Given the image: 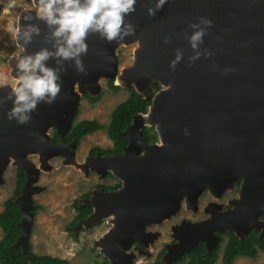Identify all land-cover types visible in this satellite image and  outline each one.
Here are the masks:
<instances>
[{"label": "water", "instance_id": "1", "mask_svg": "<svg viewBox=\"0 0 264 264\" xmlns=\"http://www.w3.org/2000/svg\"><path fill=\"white\" fill-rule=\"evenodd\" d=\"M155 3L156 0H137L136 11L126 17L135 27V35L123 41L109 43L90 35L88 53L82 57L86 72L78 73L66 62L57 101L39 104L28 124L7 119L11 100L0 105V182L10 160L16 161L26 176L15 199L22 213L18 224L21 234L15 246H21L23 255L34 217L32 196L40 190L34 185L40 170L27 156L38 152L40 167L47 168L49 159L64 150L60 156L70 162L75 144L61 141L56 145L47 131L53 128L62 138L70 129L80 95L98 96L97 79L107 77L115 82L118 72L124 85H115L133 88L143 98L156 84L160 89L152 96L147 111L133 116L123 131L128 142L120 154L87 156L112 167L113 170L94 172L101 176L111 173L121 186L112 191L94 189L83 200L92 212L70 229L77 235L81 228L107 221L111 226L94 240L93 247L106 259L104 264H133L136 254L130 251L132 244H136L138 254L148 256L149 244L159 235L147 231V227L175 215L182 202L196 210L204 190L220 197L240 181L238 197L230 202L231 208L222 210L220 204L209 202L204 209L208 217L196 222L182 220L171 228L175 242L164 247L161 261L170 264L199 241L211 251L219 241L217 233L224 230L242 238L256 229L260 231L259 238L264 239V0H167L161 10L149 16L147 9ZM23 11L17 26L23 23ZM197 17L212 20L200 45L201 50L208 49L212 54H202L189 62L192 49L185 31H193L188 24L198 22ZM34 22L40 24L42 33L26 46L29 53L44 44L47 31L41 22ZM166 36L170 38L167 44L163 42ZM134 39L140 41V47L133 53V63L118 70L116 48ZM16 43L22 47L18 58L25 53V47L17 40ZM177 48L183 51V59L173 70L169 62ZM16 58L10 59L9 65ZM48 64L54 66V61ZM10 75L16 78L15 66ZM76 82L82 89L80 94ZM169 85L170 90L165 91ZM11 87H0V97H6ZM147 114L152 123H142L136 134L138 147H131L128 131L135 118ZM144 127H154L156 142L147 144L142 140ZM170 247L177 250L171 254Z\"/></svg>", "mask_w": 264, "mask_h": 264}, {"label": "rangeland", "instance_id": "2", "mask_svg": "<svg viewBox=\"0 0 264 264\" xmlns=\"http://www.w3.org/2000/svg\"><path fill=\"white\" fill-rule=\"evenodd\" d=\"M31 6V0H0V84L14 85L15 79L10 75L11 66L9 60L16 58L22 47L14 39V31L17 27L18 17L21 11ZM136 45L133 43L120 45L116 48L118 70L126 68L133 63V53ZM110 79L99 80L100 99L88 103L84 94L80 99L75 112V122L83 119H94L100 123L108 124L111 110L129 96L128 88L113 91L108 88ZM115 84V82H114ZM54 129L47 131L51 140ZM158 140V139H157ZM93 146L111 148L112 141L106 130H98L84 136L77 149L74 150V158L69 162L64 156H55L49 159V167L41 168L39 154L29 155L28 158L39 168L40 173L34 185L40 187L33 196L34 204L41 205L34 214L29 233V242L36 254H48L69 260L70 264H104L103 255L99 249L93 247L94 240L101 236L111 226L103 220L88 228H81L77 235L70 229L76 212L73 209L74 201L83 202L85 194L92 193L98 185H114L119 182L115 176H101L100 174L83 168L85 159L89 156V149ZM65 154V153H62ZM90 167V165H89ZM17 167L10 161L2 174L0 182V212L3 210L5 200L11 196L15 187ZM238 181L230 190L223 195L213 198L206 190L198 198L196 210L187 208L182 202L178 212L160 224L151 225L147 231L158 232L159 235L148 246V253L138 254L133 243L130 251L136 254L133 264L150 263L161 248L173 243L171 228L180 224L182 220L196 222L208 217L204 211L209 202L221 205L222 210L231 208L230 202L238 197ZM81 230V231H80ZM3 233L0 228V238ZM175 241V240H174ZM224 243L222 244V246ZM221 252L216 264L221 263ZM233 264H264V252L259 250L255 259L246 256H237Z\"/></svg>", "mask_w": 264, "mask_h": 264}, {"label": "clouds", "instance_id": "3", "mask_svg": "<svg viewBox=\"0 0 264 264\" xmlns=\"http://www.w3.org/2000/svg\"><path fill=\"white\" fill-rule=\"evenodd\" d=\"M166 2L156 0L155 6L147 9L148 15L154 16ZM136 3L137 0H31V6L21 14L23 23L14 31V39L25 47V53L16 58L14 85L6 97H0V105L8 100L12 103L6 113L7 119L28 124L39 104H54L61 94L66 62H70L78 73L86 72L82 57L88 53L90 35L95 34L109 43L135 35V27L126 17L136 11ZM34 21L41 22L47 31L43 36L44 44L29 53L26 46L42 33L40 24ZM197 21L189 22L188 27L193 29L190 34L185 31L192 49L189 62L199 59L202 54L206 57L212 54L210 50L200 48L212 20L197 17ZM169 39L166 36L163 42L167 44ZM174 51V58L169 62L173 70L183 59L181 49ZM49 60L54 61V66L48 64ZM170 87L166 86L164 90L168 91Z\"/></svg>", "mask_w": 264, "mask_h": 264}, {"label": "trees", "instance_id": "4", "mask_svg": "<svg viewBox=\"0 0 264 264\" xmlns=\"http://www.w3.org/2000/svg\"><path fill=\"white\" fill-rule=\"evenodd\" d=\"M109 89L118 91L120 86L114 84V80L110 79L107 82ZM160 89V85L156 84L151 88L150 95L143 98L133 88L129 90V96L124 101L118 103L110 112V120L108 124H103L94 119H83L75 122L76 116L73 117L70 129L62 140L67 143L73 142L75 149L79 146L81 139L98 130H106L109 139L112 141L111 148H101L98 146L92 147L89 150V155H95L99 152L101 155L120 154L123 148L127 145L128 138L124 136L123 131L131 124L133 116L138 113H145L151 103L152 96ZM85 96L91 103L100 99V96L92 97L88 93ZM142 140L151 144L157 141V133L154 127H144L142 129ZM61 138L56 132H53L52 142L58 144ZM106 175L112 176L107 172ZM25 172L17 169L14 190L5 202L3 210L0 212V228L3 233L0 238V264H70L69 260L53 257L48 254H36L33 251L32 245L29 242L27 251L22 254L21 246H15L20 234L21 228L18 225L22 220V213L20 205L15 201L16 197L20 195L23 185L25 183ZM121 186L120 181L114 185H98L97 188L104 191L116 190ZM90 193L85 194L89 197ZM41 208V205L34 204L32 212ZM73 209L76 214L71 225H75L79 219L85 218L92 212L90 206H82L77 200L74 201ZM259 230L251 229L242 238H238L233 232L226 230L218 232L219 241L214 245L211 251H208L204 242L199 241L193 249L184 253L180 258L175 259L170 264H216V261L221 252L222 264H233L237 256H246L255 259L259 250L264 252V239L259 238ZM73 233V232H72ZM224 245L222 246V244ZM165 249H162L156 255L151 263L140 264H164L161 261ZM103 263L106 259L103 257Z\"/></svg>", "mask_w": 264, "mask_h": 264}, {"label": "bare ground", "instance_id": "5", "mask_svg": "<svg viewBox=\"0 0 264 264\" xmlns=\"http://www.w3.org/2000/svg\"><path fill=\"white\" fill-rule=\"evenodd\" d=\"M22 12V11H21ZM20 15V14H19ZM135 44L136 45V48L134 49V52H138V49H139V47H140V41H138V40H133L132 42H130V43H128V44ZM120 45H127V43H122V44H120ZM15 61H11V68L13 67L14 68V66H15V63H14ZM102 78H105V79H108L107 77H99L98 79H97V82H99V80L100 79H102ZM123 78H122V75H121V73L120 72H118L117 74H116V77H115V83H117V84H122V85H124L123 83V80H122ZM75 87H76V89H78V83L76 82V84H75ZM86 89H88V88H86ZM81 91H82V89H78L77 90V93H81ZM144 122V124H146V125H151V118H150V116H149V114H147V115H145V116H143V117H137V118H135V121H134V124H133V126L130 128V130L128 131V135L130 136V139H131V147H138V142H137V139H136V134H137V130L140 128V127H142V123ZM60 152H61V154L62 153H64L65 151L64 150H60ZM36 153H38V152H35V153H28L29 155H32V154H36ZM39 154V153H38ZM61 154H59V155H61ZM28 155V156H29ZM27 156V157H28ZM39 156H40V154H39ZM63 156V155H62ZM29 159V158H28ZM10 161H12L13 162V164H15L16 165V167H18L17 166V164H16V161H14V160H10ZM85 163H84V166L85 167H87L88 169H91L92 171H94V170H97V171H100V170H102L103 168H106V169H111V170H113V168L112 167H107L106 165H104L103 164V162H102V160L101 159H88V158H86L85 159ZM35 165V164H34ZM89 165H90V167H89ZM28 168V167H27ZM28 170H29V168H28ZM97 173V172H96ZM237 182L235 181L233 184H232V186L230 187V188H228V189H226V190H230L235 184H236ZM204 191H206V190H204ZM210 194H211V196L213 195V196H215V197H213V198H217L218 196H216L215 195V193L214 192H212V191H209V190H207ZM225 193V192H224ZM223 193V194H224ZM222 194V195H223ZM112 217V216H111ZM111 219V218H110ZM184 236H181V238H183ZM183 240L184 239H182L181 241L183 242ZM142 242H141V245H140V247L138 248V249H141V246H142ZM177 249L176 248H171L170 247V251H171V254L173 253V252H175Z\"/></svg>", "mask_w": 264, "mask_h": 264}, {"label": "flooded vegetation", "instance_id": "6", "mask_svg": "<svg viewBox=\"0 0 264 264\" xmlns=\"http://www.w3.org/2000/svg\"><path fill=\"white\" fill-rule=\"evenodd\" d=\"M83 98H85V99L87 100L88 103L90 102L89 99L85 96V94L83 95ZM90 103H91V102H90ZM76 122H77V121H76ZM54 132H55V130H54ZM60 138H61V137H60ZM61 141H63L62 138H61ZM61 141H60V142H61ZM60 142H59V143H60ZM63 142H64V141H63ZM59 143H58V144H59ZM64 143H66V144H71V143H73V142H71V143L64 142ZM56 145H57V144H56ZM93 147H95V146H93ZM98 147H100V146H98ZM77 148H78V147H77ZM77 148H76V149H77ZM91 148H92V147H91ZM91 148H90V149H91ZM101 148H102V147H101ZM90 149H89V150H90ZM97 153H99V152H97ZM97 153H96V154H97ZM91 156H92V155H91ZM93 156H94V155H93ZM108 176H109V175H108ZM15 179H16V176H15ZM98 189H99V188H98ZM116 190H117V189H116ZM89 197H90V195H89ZM89 197H86V198H89ZM79 203H80V202H79ZM80 204H81L82 206H84V205H83V202H81ZM74 211H75V210H74ZM75 212H76V211H75ZM73 226H74V225H73ZM73 226H72V227H73ZM72 227H71V228H72ZM81 230H83V229H81ZM81 230H80V231H81ZM73 233H74V232H73ZM74 234H75V233H74ZM172 242L174 243L175 241L173 240ZM134 244H135V243H134ZM135 245H136V244H135ZM162 249H165V248H161V249L159 250V252H160ZM157 254H158V253H157ZM157 254H156V255H157ZM155 257H156V256H155ZM154 259H155V258H154ZM152 262H153V261H152ZM150 263H151V262H150Z\"/></svg>", "mask_w": 264, "mask_h": 264}]
</instances>
